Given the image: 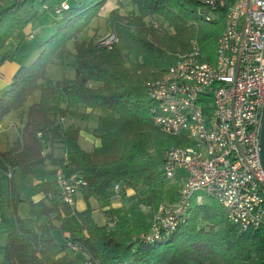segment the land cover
Returning <instances> with one entry per match:
<instances>
[{"label": "trees", "instance_id": "16d2710c", "mask_svg": "<svg viewBox=\"0 0 264 264\" xmlns=\"http://www.w3.org/2000/svg\"><path fill=\"white\" fill-rule=\"evenodd\" d=\"M2 1L0 53L17 31L38 21L47 0ZM107 1L76 0L57 14L54 34L40 43L35 60L21 66L0 95L1 122L39 92L13 145L0 151L1 180L7 182L0 204L13 212L2 264H78V254L66 249V242L78 244L90 264H263L264 220L258 229L241 232L220 205L194 204L161 242L137 238L148 230L157 207L173 204L180 194L182 177L163 174V151L191 145L183 135L166 134L155 125L146 86L188 52L193 41L205 60H212L226 6L220 0H131L133 9L121 13L118 1L107 16V29L117 38L108 48L94 37H81ZM155 17L162 22L155 23ZM69 43L74 77L50 79L47 67L64 59ZM7 52L0 63L11 58ZM94 111L99 113L92 136L100 144L87 150L76 121H87ZM57 145L63 157L53 156ZM48 164L84 180L78 191L85 208L77 210L63 200L54 172L38 185L40 200L21 193L12 171L31 177ZM115 185L120 199L129 189L136 202L113 207ZM91 199L98 202L103 223L95 220ZM22 202L31 210L39 208L43 221L21 218L17 208Z\"/></svg>", "mask_w": 264, "mask_h": 264}, {"label": "built area", "instance_id": "2783aa9c", "mask_svg": "<svg viewBox=\"0 0 264 264\" xmlns=\"http://www.w3.org/2000/svg\"><path fill=\"white\" fill-rule=\"evenodd\" d=\"M56 2L54 11L59 14L76 0ZM220 4L226 8L213 59L205 60L193 41L188 52L179 55L161 77L146 86L155 125L166 134L183 135L191 145L169 146L163 151L164 176H181L182 187L178 199L170 205H159L148 230L137 236L145 243L165 240L188 209L203 203L204 197L216 200L241 232L258 229L264 220L260 157L264 0H220ZM211 18L215 16L211 14ZM98 41L109 48L117 38L109 33ZM53 176L63 200L75 206L84 180L60 167ZM113 191L115 200H119V187L115 185ZM66 249L78 254V264H90L78 244L66 242Z\"/></svg>", "mask_w": 264, "mask_h": 264}, {"label": "rangeland", "instance_id": "374dc122", "mask_svg": "<svg viewBox=\"0 0 264 264\" xmlns=\"http://www.w3.org/2000/svg\"><path fill=\"white\" fill-rule=\"evenodd\" d=\"M120 2L122 7L120 8L121 13H126L129 10L133 9V5L131 4V0H108L106 4L101 8L99 11V15L93 19L87 29L81 34L82 38L88 39L90 37H94L97 40L103 39L108 36L110 33L107 29V16L108 12L115 8L117 6V2ZM4 1L0 0V9L2 7V4ZM56 0H50L47 3V8H42L41 12L43 11L41 17L38 19V21L34 24H30L26 26L24 29L17 31L16 35L11 37L6 46L5 49L9 53H13L16 55L17 59H21L22 57H29L27 61V65H29L32 61L35 60V58L38 56L40 52V43L44 40L48 39L54 32L56 31V28L59 24H57L55 21L58 19L57 14L54 11V5H56ZM76 2H71V5H75ZM155 23H161V19L159 17L154 18ZM74 63L75 58L73 54V45L72 43H69L65 57L63 60H55L54 64H50L47 68V76L50 79H62V78H73L74 77ZM39 99V92L36 91L32 96H30L23 106L21 107V110L26 111L28 106L31 105L33 102L37 101ZM19 110V109H18ZM99 111H94L91 113L90 118L87 121H76V124L81 127V138L80 143L83 148L89 150L94 145L92 141L96 138L92 136V130L97 125V115ZM90 138V139H89ZM58 155L64 156V151L62 148L58 151ZM56 170V167L54 171ZM54 175V174H53ZM4 184H7V182L4 180ZM32 187H29L26 189L25 193L26 195H31V192L36 191L34 188L31 190ZM80 194V191H79ZM130 196H126L127 199H123L121 201V206H128L136 202V195L135 192L130 190L129 191ZM81 195V194H80ZM204 203L211 204L215 207H219V204L216 200L210 197H204L203 199ZM93 207H94V218L99 217L101 214V210L99 209L98 202L93 200ZM77 210H82L84 207V203L78 199L75 205ZM85 208V207H84ZM145 212H148L149 209L147 207H142ZM7 208L2 207L0 208V214L1 213H7ZM9 213V212H8ZM38 213H40L38 211ZM96 220V219H95ZM97 221V220H96ZM12 222V220L10 221ZM7 228L5 226L0 225V245H4L6 243V234H7ZM5 242V243H3ZM3 255H0V264H2ZM124 260H127V257L125 256ZM46 261L49 263L50 258H46Z\"/></svg>", "mask_w": 264, "mask_h": 264}, {"label": "crops", "instance_id": "0c3cea01", "mask_svg": "<svg viewBox=\"0 0 264 264\" xmlns=\"http://www.w3.org/2000/svg\"><path fill=\"white\" fill-rule=\"evenodd\" d=\"M6 51L7 50L4 48L3 51L0 53V57L2 55H4L6 53ZM7 53L10 55L11 58H8V59H6L0 63V95L6 89H8L9 85L12 83L13 76H14L15 72L21 66H26L27 61L29 59V57H22L19 60L16 58V55H14L13 53H9V52H7ZM27 110H28V108H27ZM27 110L24 111V110H21V108H20L19 110L13 111V112L9 113L0 122V151H6L13 145V142L15 141V139L18 136L19 129L22 128V126L24 124V119H25V115H26ZM92 143L94 146H98L100 144L98 139H94L92 141ZM60 148H62V147L59 145L53 147L52 154L54 157H63V155L62 156L58 155V151L60 150ZM49 151H50V149H49ZM47 152H48V150H47ZM55 167L56 166H53L50 164L45 165V166H41V167H37L34 171V174L31 177H22L20 174V171L18 169L13 170L12 174H13V177L15 178V181H16L17 186H18L19 190L21 191V193L23 195H25L28 199H31V200L36 202L42 198V194L39 193L38 189H37L38 185L40 183L52 178V174L54 172ZM1 177H2V175L0 172V195L7 190V184H4V180H1ZM29 187H32L31 190H33V188H34L36 191L31 192V195L28 196L24 193H25L26 189H28ZM129 191L130 190L128 189L126 192V196L127 195L130 196ZM78 199H80L84 203V207H85L86 204L82 200V197L79 194V191L77 192V195H76V202L78 201ZM123 199L126 200L127 197H125ZM123 199L114 200L112 202V206L113 207H120L121 204L123 203V202L121 203V201ZM90 202L93 205L92 199ZM2 207H6L7 210H9V211H7V213H1L0 214V225L1 226L3 225L7 228L8 225L10 223H12L10 221L11 220L13 221V212H12V209L9 205L0 204V208H2ZM38 211L40 212V209L37 207H34V209L31 210L26 202L20 203L18 205V208H17V213L21 218L26 219V220H34L37 224L41 223L43 221V217L41 216L40 213H38ZM95 219L97 220L98 223L104 222V217H103L102 213L100 214L99 217H96ZM30 223H31V225H33L32 222H30ZM59 239H60V237H59ZM3 243H5V242H3ZM4 245H0V255H2V249H3Z\"/></svg>", "mask_w": 264, "mask_h": 264}, {"label": "water", "instance_id": "95a60500", "mask_svg": "<svg viewBox=\"0 0 264 264\" xmlns=\"http://www.w3.org/2000/svg\"><path fill=\"white\" fill-rule=\"evenodd\" d=\"M260 157L264 169V114H263L261 130H260Z\"/></svg>", "mask_w": 264, "mask_h": 264}]
</instances>
